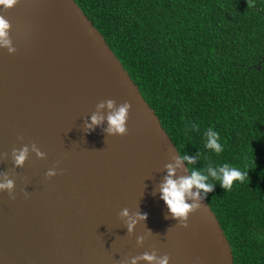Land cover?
<instances>
[{
	"label": "water",
	"instance_id": "95a60500",
	"mask_svg": "<svg viewBox=\"0 0 264 264\" xmlns=\"http://www.w3.org/2000/svg\"><path fill=\"white\" fill-rule=\"evenodd\" d=\"M0 14L17 48L15 54L0 48V153H9L0 171L13 170L11 150L23 144L35 142L47 153V159L32 153L15 168V200L0 193V264H119L154 248L170 264H235L202 192L204 207L190 215L189 227L171 218L159 186L165 165L181 154L77 1L19 0L7 11L0 6ZM107 99L132 104L127 135L108 136L106 121L85 129ZM57 162L63 172L47 179ZM190 174L186 162L177 170V177ZM124 208L148 217L132 235L119 217Z\"/></svg>",
	"mask_w": 264,
	"mask_h": 264
},
{
	"label": "trees",
	"instance_id": "16d2710c",
	"mask_svg": "<svg viewBox=\"0 0 264 264\" xmlns=\"http://www.w3.org/2000/svg\"><path fill=\"white\" fill-rule=\"evenodd\" d=\"M76 1L180 154L195 157L189 169H249L230 190L210 178L214 190L202 193L234 263L264 264V0ZM209 128L219 133V154L205 146Z\"/></svg>",
	"mask_w": 264,
	"mask_h": 264
},
{
	"label": "clouds",
	"instance_id": "9594fccd",
	"mask_svg": "<svg viewBox=\"0 0 264 264\" xmlns=\"http://www.w3.org/2000/svg\"><path fill=\"white\" fill-rule=\"evenodd\" d=\"M18 3L19 0H0V6L5 11L13 8ZM11 28V23L3 14H0V48L7 49L9 54H15L17 48L14 46L10 35ZM105 109H107L106 114L103 111ZM131 109L132 104L127 101L119 105L114 99L100 101L96 105V111L91 115L90 122H85V129L92 131L95 127L100 126L106 121L107 127L104 131L108 136H125L128 134L127 122ZM193 128L199 131L198 126L193 125ZM205 135L207 138L206 148L213 150L217 154L221 153L223 147L219 142V133L209 128L206 130ZM18 139L23 141L22 136L18 137ZM32 153L38 159H47V153L42 151L35 142L23 144L22 147L11 150L10 159L14 168L11 171H0V193L6 192L10 199H16V182L12 178V175L15 168H23L25 166ZM8 159L9 153H0V161H6ZM173 159L175 160L174 164L169 163L165 165L167 175L164 178V182L160 184L159 191L161 193V199L168 207L171 218L176 220L178 225L183 228L189 227L188 221L190 215L204 207L200 202L202 199L200 193L207 194L214 190L215 184L208 182L210 178L213 181H219L220 186L225 190H230L236 181L243 183L249 179V169L247 167L243 171L228 164L212 167L211 162L206 164L204 170L191 168L190 176L177 177V170L183 167L184 162L186 161L189 165H193L195 163V157L185 154L180 157H173ZM59 163L57 162L56 166L46 171L45 176L47 179L57 176L58 169L60 172H63V169L59 168ZM193 188L196 189L195 192ZM23 194L26 198L31 196V193L26 189L23 190ZM189 199L193 202L189 203ZM119 217L126 225L129 235L134 233L139 221H146L148 218L146 213L136 212L133 214L130 213L128 208H124L119 213ZM147 235H151L150 230ZM145 239V235L137 236V246L142 247ZM170 259V256L167 254L159 255L158 250L154 248L151 252H144L141 255L124 258L119 264H141L142 261L147 262V264H170Z\"/></svg>",
	"mask_w": 264,
	"mask_h": 264
}]
</instances>
